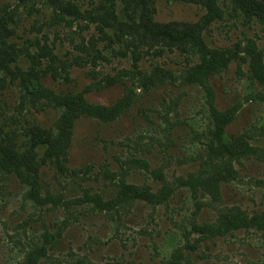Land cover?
Wrapping results in <instances>:
<instances>
[{"label":"rangeland","instance_id":"1","mask_svg":"<svg viewBox=\"0 0 264 264\" xmlns=\"http://www.w3.org/2000/svg\"><path fill=\"white\" fill-rule=\"evenodd\" d=\"M201 1L152 0L154 20L199 22L206 14ZM57 2L75 4L81 16L60 11ZM218 5L221 16L204 32L206 43L239 58H247L252 46L264 52V25L227 0ZM96 6L98 0H0V15L13 21L18 50L26 48L36 55L37 44L51 49L52 61L41 60L43 73L49 63L60 76L68 67L69 81L58 75L53 78L48 71L45 87L85 92L89 102L101 105L114 104L126 94L131 99L114 122L80 119L75 123L68 172L61 176L51 169L44 179L48 192L61 201L35 204L25 198V188L13 177L0 174V264H25L27 255L43 246L47 258L38 264H78L79 260L84 264H264L261 232L238 230L202 239L192 228L194 223L212 224L223 207H237L249 215L264 211V105L252 100L264 88L241 59L210 78L209 84L218 109L239 108L227 127L228 136L247 134L258 153L235 166L239 179L221 187L219 203L200 196L204 207L197 212L190 193L181 188L164 205L135 202L110 213H99L86 201L73 203L86 191L109 197L114 183L104 172L119 175L130 163L128 183L156 191L162 185L153 176L158 172L170 188H177L176 178L199 169L209 128L204 90L181 78L196 58L175 49L141 46L137 68L148 78L155 67L160 73L148 84L131 77L130 42L117 40L106 29L105 35L99 32L90 17ZM60 12L63 19L57 17ZM27 66V58L18 57V69ZM108 78L121 81L106 86ZM8 80L0 83V128L5 132H21L32 125L53 129L58 112L30 103L19 81L17 86V81Z\"/></svg>","mask_w":264,"mask_h":264},{"label":"trees","instance_id":"2","mask_svg":"<svg viewBox=\"0 0 264 264\" xmlns=\"http://www.w3.org/2000/svg\"><path fill=\"white\" fill-rule=\"evenodd\" d=\"M218 1L204 0L201 5L206 9L204 17L196 23L167 22L159 23L154 20L152 0H98V6L93 9V16L99 32L105 35V29L111 31L117 40L127 38L132 48L134 60V74L131 77L142 78L148 84L154 77L158 79L159 70H152L151 78L137 68L139 49L146 46L148 49H168L184 52L195 57L196 62L188 64L182 73L183 83L202 88L207 98V114L209 128L202 144L203 154L199 156V169L187 173L184 177L175 179L177 188H170L164 181L161 173L154 172L153 176L160 180L161 187L153 191L151 186L133 185L128 183L126 175L133 166L127 164V170L119 175L104 172L112 179V194L105 199L101 194L84 192L81 199L73 203L81 204L83 201L93 206L99 213H110L119 209L128 208L135 202L156 206L164 205L176 192L184 189L190 193L196 211H201L204 203L199 199L203 196L212 203L221 201V187L238 181L236 165L241 161L255 156L258 148L250 144L251 137L241 134L230 137L227 127L233 121L238 107L220 110L215 104L214 93L209 84L210 78L223 72L232 62L241 59L248 66L252 78L264 88V67L262 60L264 52L250 48L246 57L239 58L234 53L224 52L210 47L205 39L204 32L208 25L221 16ZM234 4L249 17L256 18L264 25L263 0H227ZM60 11H69L79 18L81 13L75 4L63 5L57 2ZM60 12L57 17L63 19ZM96 16V18H93ZM12 19L0 15V83H5L7 77L10 83L18 81L27 100L32 104L48 106L58 112V119L53 129L41 128L32 125L27 130L8 131L0 128V174L13 177L23 188L25 198L35 204H45L48 201L55 204L61 201L53 197L45 187L46 172L64 175L68 172L66 166L68 151L71 145L72 132L75 123L80 119H93L103 123L116 121L129 107L131 99L127 94L118 102L110 105H101L89 102L85 92L66 91L57 92L44 86L45 73L51 71L53 78L58 73L52 69L50 63L45 73L42 72L41 60L48 58L52 61L53 53L48 47H40L33 54L26 48L18 50L13 42L16 37ZM18 38V37H16ZM161 48V49H160ZM88 54V53H87ZM24 56L28 60L26 70L18 69V57ZM68 67L62 68L60 79L69 81ZM59 78V77H58ZM121 80L108 78L106 86L114 85ZM89 89V88H87ZM253 101L264 105V92L255 94ZM128 101V102H127ZM264 133V126H262ZM142 163V162H140ZM146 168V167H145ZM122 171V170H121ZM110 179V178H108ZM115 181V182H114ZM193 231L202 239H214L232 234L238 230H254L264 235V211L252 215L242 212L237 207H223L217 211L212 224L192 225ZM47 246L36 248L26 257L25 264H38L47 258ZM78 264H84L79 260Z\"/></svg>","mask_w":264,"mask_h":264}]
</instances>
